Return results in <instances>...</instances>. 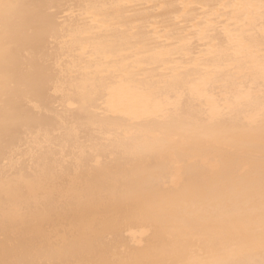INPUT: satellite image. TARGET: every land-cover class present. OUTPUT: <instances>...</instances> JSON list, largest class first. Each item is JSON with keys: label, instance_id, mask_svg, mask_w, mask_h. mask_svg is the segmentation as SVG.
Masks as SVG:
<instances>
[{"label": "bare ground", "instance_id": "bare-ground-1", "mask_svg": "<svg viewBox=\"0 0 264 264\" xmlns=\"http://www.w3.org/2000/svg\"><path fill=\"white\" fill-rule=\"evenodd\" d=\"M263 29L264 0H0V264H264Z\"/></svg>", "mask_w": 264, "mask_h": 264}, {"label": "rangeland", "instance_id": "rangeland-1", "mask_svg": "<svg viewBox=\"0 0 264 264\" xmlns=\"http://www.w3.org/2000/svg\"><path fill=\"white\" fill-rule=\"evenodd\" d=\"M264 30V29H263ZM262 30V31H263ZM262 35H264V32H262ZM248 40H246V41H244V43L245 42H247ZM250 44H254V46L256 47V53H258L259 54V60L261 59V61L263 60L264 61V42L263 41H260V40H254V41H251V43ZM253 46V48L255 49V47ZM82 53V52H81ZM243 54H246V55H250V54H252V55H255V50H254V52H251V49L250 50H243V49H241V51H240V53H239V55H243ZM82 55H84V53L82 54ZM253 57V56H252ZM111 67V66H113V65H107V64H105V63H103V64H99V68H104V67ZM238 66H240L239 67V69H238V71L237 72H239V73H242V69H249V70H251L252 68H250V66H247V65H245V64H243V63H239L238 65H237V67ZM228 67H231V66H228ZM237 67H235V68H237ZM232 68V67H231ZM255 77H256V75H255ZM226 88H230V86H226Z\"/></svg>", "mask_w": 264, "mask_h": 264}]
</instances>
